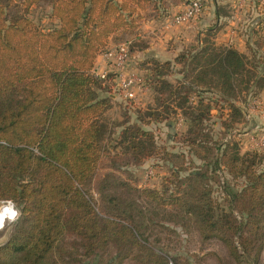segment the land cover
<instances>
[{"label": "trees", "instance_id": "obj_1", "mask_svg": "<svg viewBox=\"0 0 264 264\" xmlns=\"http://www.w3.org/2000/svg\"><path fill=\"white\" fill-rule=\"evenodd\" d=\"M41 3L48 8L47 26L32 16ZM163 4L0 0V199L16 202L21 213L0 247V264H122L136 252L150 254L142 239L145 216L138 198L158 208H177L204 239L229 235L226 240L231 241L248 233L241 244L245 259L258 261L261 246L255 242L264 231V150L241 152L238 142L226 135L244 118L236 103L242 95H255L252 84L263 88L264 75L256 78L233 48L206 44L182 51L173 62L137 64L152 90L153 106L135 110L130 101L124 102L135 121L119 131L111 168L128 169L130 161L140 167L151 159L156 142L147 127L178 115L185 131L174 136L169 150L161 149L168 163L178 158L188 167L171 168L161 189L137 188L106 173L98 178L97 200L90 196L108 153L106 114L113 90V84L92 74L95 61L110 45L136 32L143 11L151 8L157 19L169 16ZM173 76L174 83L169 81ZM214 117L221 120L219 136L213 135ZM127 157L124 165L114 161ZM222 169L233 180H242L237 192L219 182ZM214 189L221 190L227 208L213 199Z\"/></svg>", "mask_w": 264, "mask_h": 264}, {"label": "crops", "instance_id": "obj_2", "mask_svg": "<svg viewBox=\"0 0 264 264\" xmlns=\"http://www.w3.org/2000/svg\"><path fill=\"white\" fill-rule=\"evenodd\" d=\"M165 8L170 15H173L184 8L185 3H174L172 0H163ZM153 11L148 8L142 12L143 19L140 21L136 32L126 40L131 42L130 53L133 66L140 73L137 64L144 61H156L160 63L173 62L175 58L186 49H199L201 46L210 45L215 48H233L242 54L247 62V68L251 69L256 78L264 75V0H206L205 9L200 18L183 26H164V18H155ZM113 45H110L111 47ZM95 66L99 72L107 74L108 78L113 67L106 63L101 55L96 59ZM251 93L246 95L242 102L236 103L243 113L244 118L236 128L227 134L228 139L238 142L242 150L243 142L236 139L240 134L239 127H245L250 143L257 144L258 136H264V87L258 88L252 84ZM140 93V94H139ZM135 110H145L147 106H153V93L149 88L137 91ZM112 104L118 98L110 93ZM142 96H147L149 101L145 108L140 102ZM127 111V117L121 120L114 135L118 137L122 127L135 121L133 113ZM216 114V111H212ZM225 116L223 117L224 120ZM221 120L214 117L216 123L213 126V135L219 136L222 133ZM147 129L157 136H164V146L169 150L173 144L174 136H180L185 131L183 119L178 115L169 121L154 124L151 123ZM113 134V132H112ZM221 135V134H220ZM230 136V137H229ZM117 139V138H116ZM260 140V139H259ZM251 149H255L250 146ZM150 160V159H149ZM145 162V161H144ZM166 165L169 163L165 160ZM139 168V167H138Z\"/></svg>", "mask_w": 264, "mask_h": 264}, {"label": "rangeland", "instance_id": "obj_3", "mask_svg": "<svg viewBox=\"0 0 264 264\" xmlns=\"http://www.w3.org/2000/svg\"><path fill=\"white\" fill-rule=\"evenodd\" d=\"M48 8L45 3H41L39 6H35L32 9V16L35 21L42 23L45 26L48 25V21L44 19ZM112 79V77H110ZM110 79V80H111ZM170 82H175V77L169 79ZM111 84H113L111 82ZM113 93V90L111 91ZM115 94V91H114ZM140 94V93H139ZM246 95L240 97L242 102ZM141 104H148L149 99L147 96L141 97ZM124 100L117 98L112 104V108L107 112L106 119L109 123V132L106 135V148L108 153L102 158L97 176L91 186L90 196L97 200L98 195L95 191L98 178L106 173L112 172L116 178H120V181H126L137 188H148V189H161L164 179L169 177L171 174V168L173 167H188V165L180 164V160L175 158L173 162L167 166L165 160L168 161L165 153L162 149L165 142L164 136H157L156 152L150 160H146L141 163L138 168L130 161L127 168L115 169L111 168V162L118 152L113 148L116 144V136L114 130L118 127L121 120L125 115V109L122 107ZM132 105L134 103L130 101ZM135 109V108H134ZM240 134L242 136H236V139L243 142L241 152L249 151V147L252 146L255 149L251 150H264V136H258L257 144L250 143L248 135L244 130L245 127H239ZM117 129V128H116ZM113 132V134H112ZM230 137V136H229ZM230 139V138H229ZM260 139V140H259ZM129 160L120 159L114 160L118 165H124ZM195 166V164H193ZM125 167V166H124ZM219 182L224 181L229 184V189L232 192H237L241 187V179L233 180L227 173L218 172ZM119 191V190H118ZM121 191V190H120ZM212 197L217 199L223 208H227L228 204L221 193V190H213ZM137 196V194H136ZM139 205L144 212V225L141 230L142 239L146 243V246L151 250L150 254L136 252L135 257L126 259L122 264H264V231L261 240L256 239L255 244L260 245L258 261H252V257L245 259L243 249L241 247L242 242L248 237V233L241 236H234L232 240H226L229 235L225 236V239L211 238L204 239L202 233L198 228L191 222L190 218L180 212L175 207L158 208L155 203L147 200L137 199ZM9 199H0V202H5L3 206H6ZM16 208L20 211V206L12 201ZM234 218L240 221L241 215L236 211H232ZM16 222V221H15ZM15 222L7 221L4 229L0 230V247L5 245L15 229ZM7 225V226H6ZM69 239H72L70 237ZM252 239L255 240L253 237ZM259 247V246H258ZM255 252H251V256H254Z\"/></svg>", "mask_w": 264, "mask_h": 264}, {"label": "built area", "instance_id": "obj_4", "mask_svg": "<svg viewBox=\"0 0 264 264\" xmlns=\"http://www.w3.org/2000/svg\"><path fill=\"white\" fill-rule=\"evenodd\" d=\"M205 3L206 0H188L187 4L180 12L164 18V26H183L190 24L202 16ZM130 46L131 42L126 40L118 45L108 47V49L101 54L103 60L113 67L111 80H108L107 74L99 72L95 64L92 74L104 82H112V94H114L115 91V95L122 100L136 102V92L143 91L149 88V86L133 66Z\"/></svg>", "mask_w": 264, "mask_h": 264}, {"label": "clouds", "instance_id": "obj_5", "mask_svg": "<svg viewBox=\"0 0 264 264\" xmlns=\"http://www.w3.org/2000/svg\"><path fill=\"white\" fill-rule=\"evenodd\" d=\"M0 202V230L5 227V220L15 222L21 215L19 209L16 208L12 201Z\"/></svg>", "mask_w": 264, "mask_h": 264}, {"label": "bare ground", "instance_id": "obj_6", "mask_svg": "<svg viewBox=\"0 0 264 264\" xmlns=\"http://www.w3.org/2000/svg\"><path fill=\"white\" fill-rule=\"evenodd\" d=\"M7 222V220H5V223ZM7 226V225H6ZM4 229V228H3Z\"/></svg>", "mask_w": 264, "mask_h": 264}]
</instances>
